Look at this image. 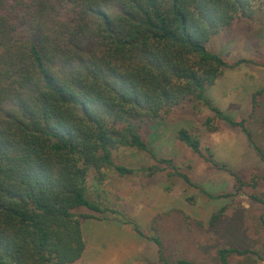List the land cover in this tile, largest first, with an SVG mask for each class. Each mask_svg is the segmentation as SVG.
I'll list each match as a JSON object with an SVG mask.
<instances>
[{
    "label": "trees",
    "instance_id": "trees-1",
    "mask_svg": "<svg viewBox=\"0 0 264 264\" xmlns=\"http://www.w3.org/2000/svg\"><path fill=\"white\" fill-rule=\"evenodd\" d=\"M252 1L0 0V264L79 260L85 244L74 212L113 213L86 198L88 174L108 167L120 176L137 172L114 164L119 147L149 154L156 164L147 171L174 169L171 160L154 158L141 131L188 103L212 113L201 123L207 132H217L219 122L238 129L264 161L255 137L264 140V89L251 95V111L239 120L204 95L225 70L264 69L250 60L228 64L207 50L234 20L251 17ZM199 131L180 128L176 138L217 166L203 156ZM173 175L200 189L186 174L174 170L168 179ZM232 176L235 193L262 210L261 253L221 248L219 264L232 255L264 262V176ZM153 241L161 264H169Z\"/></svg>",
    "mask_w": 264,
    "mask_h": 264
},
{
    "label": "crops",
    "instance_id": "crops-1",
    "mask_svg": "<svg viewBox=\"0 0 264 264\" xmlns=\"http://www.w3.org/2000/svg\"><path fill=\"white\" fill-rule=\"evenodd\" d=\"M223 123L219 122V130L215 133H209L205 128L199 131L201 148L204 146L211 152V159L217 166L182 146L185 149L184 154L167 159L172 161L174 169H165L162 166L164 171L152 170L136 174L138 170L129 175L142 179L141 183L137 182L135 185H128V181L121 185V193L113 197L115 204L119 208L122 207L120 212L103 207L113 213L107 212L98 216L79 209L78 217L81 214H91L100 219L78 218L85 246L77 261L81 264H161L158 247L153 239L159 240L163 250L164 245L183 244L180 239L188 237L189 240L185 241L187 244L196 243L198 236L201 244L214 243L216 239L222 240L224 236H228L231 242L238 239L240 223L235 217L240 214V194H236L234 189L235 179L232 174L235 173L230 174L228 182L218 177H227L222 173L226 170L224 164L234 166L239 160L237 168L243 169L252 164L248 159L253 162L264 161L249 146L246 139L241 137L240 132L232 135L231 140H226L227 142L220 141L217 136L230 133L231 128ZM174 144L182 145L179 140ZM236 148L238 151H235ZM203 156L207 155L203 152ZM155 164L152 162L151 166ZM258 168L263 171L264 176V164H252L245 173L253 176ZM174 170L186 174L200 189L189 186L175 175L168 179V174H173ZM131 188H135V191L129 195ZM226 194L228 196L224 197ZM85 195L87 198L86 193ZM95 198H98L97 195ZM108 201L112 202V197L108 198L105 204ZM215 216L218 217L213 222ZM191 221L197 226L196 229L183 234V230ZM188 229L189 227L186 230ZM148 246L152 249L149 253L144 249ZM164 254L166 259V253Z\"/></svg>",
    "mask_w": 264,
    "mask_h": 264
},
{
    "label": "rangeland",
    "instance_id": "rangeland-1",
    "mask_svg": "<svg viewBox=\"0 0 264 264\" xmlns=\"http://www.w3.org/2000/svg\"><path fill=\"white\" fill-rule=\"evenodd\" d=\"M251 5V17L236 19L232 22L230 27L217 33L207 44L208 52L219 55L228 64H234L239 60L264 63V0H254ZM261 89H264V69L261 66L242 64L235 69L225 70L223 75L216 80L213 87L206 89L204 95L207 100L218 107L227 116L239 120L240 117L248 116L251 111V95ZM263 112L264 105L260 113ZM174 114H178L180 117L176 116L171 119L167 118L163 120L157 119L154 123L144 126L141 131V137L153 153L155 159L167 160L169 157L184 154V147L186 146L182 142H180L182 144L180 146L174 144L178 141L176 138L178 129H191L197 126L201 130V123L207 117H211L212 113L202 103H198V109L194 108L191 103H188L182 107V109L178 108L177 111H174ZM223 125L228 126L225 123H223ZM238 132H240L238 129L230 128V133H221L217 137L220 141L225 140V142H227L226 140H231L233 137L232 135H236ZM257 133L259 132L256 131L255 134ZM240 135L244 137L241 133ZM255 137L259 141L262 140L261 144L264 148L262 135H256ZM186 148L190 150L188 147ZM234 148L235 147H233V149ZM202 149H204L203 152L205 154L211 155V152L204 146ZM235 151H238L237 148ZM248 160L251 161L253 165L264 164L260 160L256 162H253L251 159ZM238 161L234 166L224 164L226 170L222 171V173L227 177H218V179H223L228 182V179L231 178L230 174L235 173L241 175L246 180H250L251 175L245 172L252 164L248 165L246 168L238 169L237 167L240 163V161ZM113 162L116 165L139 170L136 174H144L148 173L147 169L149 166L151 167V163L155 161L149 154L142 151H138L134 148L119 147L113 152ZM262 175L263 171H260L258 168L253 176L258 177ZM141 179L142 178L139 176H120L114 168L108 167L101 169L100 174H95L94 171L88 174L84 182L85 193L87 194L88 200L95 202V204H98L101 208L109 207L114 210H119L118 212H120L122 207L119 208L115 204L113 197L121 193L120 187L126 184L127 181L128 185H135L137 182L141 183ZM134 191L135 188H131L128 191L129 195L131 192L134 193ZM95 195H97L98 198H95ZM108 196L112 197L113 201H108V203L105 204V201L110 198ZM118 198L119 197L116 199L117 201L119 200ZM239 203L240 214L235 217L240 223L238 239L231 242L228 236H224L222 240L216 239L214 243L211 242L207 244H201L199 236L197 242L193 244H187L185 242L189 240V237L180 239L183 244L171 246L164 245V253H166L167 262L169 264H177L179 260H185L194 264H219L217 251L221 248L247 249L260 254L262 231L259 215L262 210L257 203H250L247 201L245 195H240ZM77 211H75L74 214L76 218H79L77 216ZM188 227L189 229L186 230ZM196 227L193 221H191V223L187 225V228L183 230V234L192 231L194 228L196 229ZM193 238L191 239L192 241ZM144 249H146L147 253L152 250L150 246ZM229 262V264H264V262L259 260L258 256L255 255H232ZM72 264L81 263L76 261Z\"/></svg>",
    "mask_w": 264,
    "mask_h": 264
}]
</instances>
